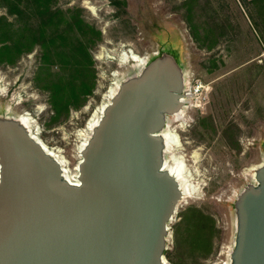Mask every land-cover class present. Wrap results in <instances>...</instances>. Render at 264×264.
Masks as SVG:
<instances>
[{"label":"rangeland","instance_id":"1","mask_svg":"<svg viewBox=\"0 0 264 264\" xmlns=\"http://www.w3.org/2000/svg\"><path fill=\"white\" fill-rule=\"evenodd\" d=\"M249 13L264 19V0H0V116L30 112L74 173L87 119L142 66L118 51L172 54L186 80L177 156L202 186L177 204L166 262L229 264L234 201L264 160V34Z\"/></svg>","mask_w":264,"mask_h":264},{"label":"water","instance_id":"2","mask_svg":"<svg viewBox=\"0 0 264 264\" xmlns=\"http://www.w3.org/2000/svg\"><path fill=\"white\" fill-rule=\"evenodd\" d=\"M185 91L175 56L148 57L105 105L74 183L18 117L0 116V264H166L181 191L162 132ZM234 209L229 264H264V164Z\"/></svg>","mask_w":264,"mask_h":264},{"label":"bare ground","instance_id":"3","mask_svg":"<svg viewBox=\"0 0 264 264\" xmlns=\"http://www.w3.org/2000/svg\"><path fill=\"white\" fill-rule=\"evenodd\" d=\"M84 5L88 8H91L88 1H84ZM123 49H120V51H118L119 56L122 58V60L123 59L127 60V58H129L132 61H135L138 65H142V64L146 63L148 56H140V55L135 54L131 49H126V50H123ZM127 61H129V60H127ZM121 64L123 65V63H121ZM115 74L116 73L114 72V75ZM118 84L119 83H117V81H113L111 83L108 91L106 90L107 94L104 95L105 96V98H103L104 101L102 103L100 102L101 104L96 109H94L91 116L87 119L86 125H85L86 129L88 128L89 130L92 131L93 128L96 126L105 105L110 101V98L112 97V95L115 94V92L118 88ZM183 101H186V96H184ZM185 115H186L185 112L180 110V111L176 112L175 114H173L172 116H170L172 118L171 120L169 118L168 119L171 121V123L173 121H174L173 123H175V121L176 122L180 121V123L178 124V127H181L183 125H186V123H187ZM17 117L19 118L21 123L28 129V131L36 137V139L41 143L43 148L46 149L51 155H53L54 157H56L58 159V161L62 165L65 178L68 179L72 183L77 182V164H78L79 160L81 159L80 150L82 149V147L85 145L86 142H84L78 150V156H79V157H77L78 161L76 163L75 168H73V169H75V172L72 173L73 171L71 172V170L68 167L67 159H65V157H64V155H62V153H59L61 151H59L57 148L48 146L42 139H40L37 136L36 132H32L33 129H31V126L33 123V119L31 117V113L24 111L23 113H20ZM169 120H168V122H169ZM162 135H163L164 141H165V143H164L165 144L164 168L167 169L170 173H172V175H175V177L177 178V180L179 182V186H180V191H181V200H182V198H184L186 196L187 197L192 196L193 193L194 194L198 193L202 184L200 182L196 181L194 177L189 178L190 173H188V170L186 171L185 163H184L183 159L177 156L178 155L177 150H179L181 147V139H180L179 134L177 133V130L172 129L171 124L168 123L167 127L163 130ZM191 156L193 158L197 159L198 158L197 151H194ZM260 164H264V160L257 165H252V167H250V169H249V170H251L250 173H251V177L253 179H254V171L258 167V165H260ZM191 172L193 173V171H191ZM248 173H249V171H248ZM192 179H194V180L192 181ZM190 181H191V183H190ZM188 186H190V188H191L190 192H188V188H187ZM193 197H194V195H193Z\"/></svg>","mask_w":264,"mask_h":264},{"label":"trees","instance_id":"4","mask_svg":"<svg viewBox=\"0 0 264 264\" xmlns=\"http://www.w3.org/2000/svg\"><path fill=\"white\" fill-rule=\"evenodd\" d=\"M262 0H239V2L242 4V6H246L248 4H254L257 2H260ZM14 3V2H12ZM249 17L251 19V23L253 28L260 34H264V19H257L255 16H253L252 13H249ZM165 254H167V250L165 251Z\"/></svg>","mask_w":264,"mask_h":264},{"label":"built area","instance_id":"5","mask_svg":"<svg viewBox=\"0 0 264 264\" xmlns=\"http://www.w3.org/2000/svg\"><path fill=\"white\" fill-rule=\"evenodd\" d=\"M197 89H199V86L197 87Z\"/></svg>","mask_w":264,"mask_h":264}]
</instances>
